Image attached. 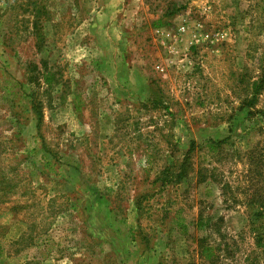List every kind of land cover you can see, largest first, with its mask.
I'll return each mask as SVG.
<instances>
[{
  "label": "rangeland",
  "instance_id": "1",
  "mask_svg": "<svg viewBox=\"0 0 264 264\" xmlns=\"http://www.w3.org/2000/svg\"><path fill=\"white\" fill-rule=\"evenodd\" d=\"M99 2L0 0V264H264V0Z\"/></svg>",
  "mask_w": 264,
  "mask_h": 264
},
{
  "label": "crops",
  "instance_id": "2",
  "mask_svg": "<svg viewBox=\"0 0 264 264\" xmlns=\"http://www.w3.org/2000/svg\"><path fill=\"white\" fill-rule=\"evenodd\" d=\"M126 1L127 0H103V1L101 0L102 3L99 2L97 5L98 8L101 7V9H99L101 14L97 15L96 22L93 24L92 27H93L94 33L98 34V32H100L104 36L105 39L103 43H105L106 45L105 47H107L108 49L109 48L111 49V44H112L111 42H113L115 39L119 38V39H122V41L126 40V37L124 36L125 32L124 33L121 32V22H118V23L113 22L115 17L118 15V12L121 11L122 8H125V9L128 8V10L132 9V7L128 6V4H127V7L126 6L123 7ZM146 1L141 0V2L137 3L140 5L139 11L149 10V6H147ZM132 2L135 5L134 0H132ZM115 34L117 37H115ZM191 43H192V38L189 36H185L182 39V45L180 46V48L186 51L191 46ZM176 52L177 53L175 54H178V56L182 55L180 54L181 51H176ZM218 54L219 53H216V55ZM166 57L169 58V56H166ZM121 59H122L121 61H116V60H113L112 62L104 61L105 65L110 68L109 70L110 73H113V75L116 76L118 79V82L115 81V85L113 87H116V88L119 87V90H122L123 92H125V94L127 93L132 94L131 91L134 90L136 94L140 95L139 100H137V103L142 108L152 107V106L154 107V105L156 106V103H158L156 99H148V94L151 90L150 88L151 86L149 85L148 76L145 70L142 67H138V66L133 67L127 61L123 60V58ZM187 62L182 60V61H179V64L177 65L182 66L183 64H186ZM188 63L190 64V62ZM123 88L125 90H123ZM119 103L121 105L126 104L125 105L126 107H130L129 103H132V102L130 99H123ZM162 103L165 104V102H162ZM157 106L159 105L157 104ZM162 118H165V117L162 116Z\"/></svg>",
  "mask_w": 264,
  "mask_h": 264
},
{
  "label": "trees",
  "instance_id": "3",
  "mask_svg": "<svg viewBox=\"0 0 264 264\" xmlns=\"http://www.w3.org/2000/svg\"><path fill=\"white\" fill-rule=\"evenodd\" d=\"M226 141H227V139L226 140H221V141H218V142H215L213 140H209L207 143H205L204 146L207 147V148H209V150H213L214 151L215 149H217V147L218 148H221L223 145H225L226 144ZM193 147H194V144L191 145L188 153L193 150ZM185 164H186V162H183L179 166V174H178V177H180V178L183 177V175H185V173H186ZM248 168H249V170H247V172H246L245 180L251 182L253 180V177H255L256 174L259 175V173L261 171L259 172L257 170H255V171L254 170H251V168L249 166H248ZM243 194H244V192H243ZM259 195H261L263 197L262 194H259ZM263 199H264V197H263ZM253 200H254V198L252 199V201ZM261 203H262L263 208H264V202H261Z\"/></svg>",
  "mask_w": 264,
  "mask_h": 264
},
{
  "label": "built area",
  "instance_id": "4",
  "mask_svg": "<svg viewBox=\"0 0 264 264\" xmlns=\"http://www.w3.org/2000/svg\"><path fill=\"white\" fill-rule=\"evenodd\" d=\"M179 32L183 34L185 32V27L182 26L181 28H179ZM202 38V40L195 39L194 44H197L201 41H210V38L207 35L203 36Z\"/></svg>",
  "mask_w": 264,
  "mask_h": 264
}]
</instances>
